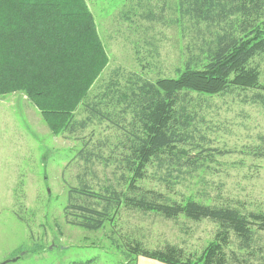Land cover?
<instances>
[{
	"label": "rangeland",
	"instance_id": "1",
	"mask_svg": "<svg viewBox=\"0 0 264 264\" xmlns=\"http://www.w3.org/2000/svg\"><path fill=\"white\" fill-rule=\"evenodd\" d=\"M86 1L109 58L91 87L94 92L114 78L128 84L131 75L143 80L175 77L176 68L189 53L197 54L208 38L185 19L181 27L174 22L176 14L169 8L174 0ZM148 9L157 15L153 20L142 16ZM250 65L264 83V52ZM259 96L264 100L263 90L232 88L199 97L191 140L198 147L190 153L204 148L201 167H183L169 184L166 166L149 163L135 182L139 190H132V173L125 170L122 159L132 141L121 129L94 120L72 135H55L23 93L1 95L0 264H123L124 253L135 243L147 249L174 246L183 258L198 256L214 239L216 223L181 215L166 218L119 205L99 229H85L67 221L69 189L86 180L94 189L109 183L128 196L153 190L178 202L190 195L203 203L264 213V101ZM76 117L84 114L79 111ZM131 119L127 114L124 124ZM81 148L98 151L102 157H94L87 168L76 156ZM230 240L232 245L224 247L229 264H264V236L255 245L262 253L252 256L236 249L233 235ZM230 249L236 250L238 260Z\"/></svg>",
	"mask_w": 264,
	"mask_h": 264
},
{
	"label": "trees",
	"instance_id": "2",
	"mask_svg": "<svg viewBox=\"0 0 264 264\" xmlns=\"http://www.w3.org/2000/svg\"><path fill=\"white\" fill-rule=\"evenodd\" d=\"M169 8L179 27L185 19L197 33L208 34L199 52L189 53L175 77L143 80L131 75L128 84L114 78L94 92L91 87L109 58L86 0H0V96L23 93L55 135H72L94 120L121 129L132 141L122 158L125 170L132 173V190H139L135 182L153 162L166 166L165 181L173 184L171 178L183 167L195 170L205 157L204 148L190 153L198 147L191 141L196 107L201 105L198 98L232 88L264 91L257 69L250 65L264 52V0H174ZM145 13L148 20L157 16L151 9ZM79 111L84 117H76ZM129 113L132 119L124 124ZM76 156L90 168L93 158L102 154L81 148ZM88 183L80 180L69 189L64 208L67 221L85 229H99L119 205L166 218L208 219L218 226L214 239L194 258H183L174 246L147 249L135 243L124 253L123 264H136L139 255L165 264H229L224 247L232 245L231 235L238 251L249 256L262 253L255 246L264 236L262 212L203 203L190 195L178 202L153 190L128 196L109 183L98 190ZM229 252L238 260L236 250Z\"/></svg>",
	"mask_w": 264,
	"mask_h": 264
},
{
	"label": "crops",
	"instance_id": "3",
	"mask_svg": "<svg viewBox=\"0 0 264 264\" xmlns=\"http://www.w3.org/2000/svg\"><path fill=\"white\" fill-rule=\"evenodd\" d=\"M136 264H165V263H162L158 260L139 255L136 258Z\"/></svg>",
	"mask_w": 264,
	"mask_h": 264
}]
</instances>
